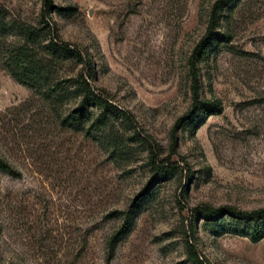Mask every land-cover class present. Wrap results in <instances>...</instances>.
I'll return each mask as SVG.
<instances>
[{
  "label": "rangeland",
  "instance_id": "1",
  "mask_svg": "<svg viewBox=\"0 0 264 264\" xmlns=\"http://www.w3.org/2000/svg\"><path fill=\"white\" fill-rule=\"evenodd\" d=\"M49 1L0 0V17L76 48L88 64L61 65V86L82 74L127 120L105 141L69 130L58 117L73 94L45 101L0 70V158L14 173L0 171V264H264V239L216 237L196 215L264 208V0L221 12L195 83L222 112L193 134L189 65L217 0ZM150 159L173 172L154 179ZM133 202L134 226L110 252Z\"/></svg>",
  "mask_w": 264,
  "mask_h": 264
},
{
  "label": "trees",
  "instance_id": "2",
  "mask_svg": "<svg viewBox=\"0 0 264 264\" xmlns=\"http://www.w3.org/2000/svg\"><path fill=\"white\" fill-rule=\"evenodd\" d=\"M232 0H217L210 14L205 37L196 45L190 60V73L193 80L194 108L199 114L188 118L187 127L190 132L195 133L209 116L219 115L222 106L218 101H198L196 91V64L202 62L212 51L213 45L219 41L220 34L215 28L222 17V11L229 6ZM45 6L52 7L49 0H45ZM19 28V35H14V40L9 41L11 31ZM224 38V37H223ZM82 62L88 64L76 48L68 45L58 44L49 40L47 44L39 42V35L31 29L20 28L14 23L5 22L0 17V70L5 71L14 82L26 87L35 94L41 95L43 100L54 102L63 98H69L70 94L75 97V104L67 108L59 117L60 126L79 132L84 129L93 131L100 141L107 135L111 136V129L117 119L127 120L126 114L116 107H113L101 95L95 94L90 83L79 74L73 81V91L64 89L56 78L57 69L66 62ZM92 78V76H90ZM67 100V99H66ZM66 104H69L67 101ZM195 111V112H196ZM181 121V120H180ZM179 121V122H180ZM110 143L117 141L112 152L118 151L120 141L115 138H108ZM144 141V140H143ZM145 142V141H144ZM109 144V147L113 144ZM122 144V143H121ZM111 148V147H110ZM151 157L153 147L148 144ZM153 178L160 179L163 175L173 172L174 166L169 164L163 168L156 166L153 159H150ZM0 171L6 174H14L11 167L0 158ZM152 178L151 183L154 181ZM148 186L141 197L147 195ZM137 203L133 202L129 209L119 213L122 223L118 230L108 240V250L113 252L116 246L131 232L135 222ZM201 220L210 222L209 228L216 237L234 235L247 238L252 243H258L264 239V208L246 211L231 206H224L219 209L205 207L196 211Z\"/></svg>",
  "mask_w": 264,
  "mask_h": 264
}]
</instances>
